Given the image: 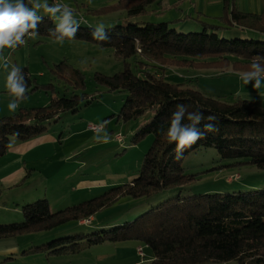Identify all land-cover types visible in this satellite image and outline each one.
I'll use <instances>...</instances> for the list:
<instances>
[{
    "label": "trees",
    "instance_id": "obj_1",
    "mask_svg": "<svg viewBox=\"0 0 264 264\" xmlns=\"http://www.w3.org/2000/svg\"><path fill=\"white\" fill-rule=\"evenodd\" d=\"M158 2L116 0L91 9L92 13L124 10L125 16L106 27L110 37L107 41L93 40L89 25H80L75 38L110 47L116 57L124 60L120 71L95 76L107 90L127 93L118 119L133 120L152 112L150 121L133 138L138 140L147 133L153 136L138 173L128 183L103 195L57 211H51L45 198L22 205L23 219L0 224V238L51 231L69 221L89 224L92 218L90 222L82 221L125 195L140 199L143 211L110 229L57 237L42 246L29 247L25 253L76 254L103 241L133 240L150 250L148 261L143 264H264V185L245 192L190 194L188 185L193 177L181 164L191 151L213 147L229 161L227 165L251 164L264 170V106L239 94L231 102L207 95L193 88L194 78L186 77L181 82L164 79L165 70L172 66L230 67L243 72L253 61L264 63V9L253 14L232 7L227 18L220 17L223 28L234 25L244 33L228 39L219 37L215 31L219 26L211 24L203 23L199 32H182L169 28L167 21L142 19L143 14L154 13L153 8L152 12L148 8ZM54 27L44 16L38 33L51 37L48 29ZM126 59H132L135 71ZM63 64L61 61L56 65L59 72L65 69ZM21 67L29 78V90L35 89L28 67ZM71 73L77 84L84 86L78 70L72 69ZM79 99L77 95L55 97L46 107L19 108L0 117V156L7 151L11 138L38 136L46 132L45 121L67 111L75 112ZM177 104L187 105L189 111L203 112L205 122L208 115H215L218 132L209 133L181 160L174 161L175 145L167 144L160 130L167 127ZM230 178H239V174ZM112 189L115 191L111 196Z\"/></svg>",
    "mask_w": 264,
    "mask_h": 264
},
{
    "label": "rangeland",
    "instance_id": "obj_2",
    "mask_svg": "<svg viewBox=\"0 0 264 264\" xmlns=\"http://www.w3.org/2000/svg\"><path fill=\"white\" fill-rule=\"evenodd\" d=\"M65 1L48 0V3L64 4ZM115 1L76 0L77 3L71 4V7L73 10L79 8L80 15L75 16L81 25L95 27L99 23H104L108 27L122 21L123 15L125 16L124 10L92 13L88 12V9H97ZM179 1H181L179 8L184 3L188 4L184 0H169V3ZM161 3L162 6L166 4L165 0H161L150 5L148 10L151 11L153 8L156 11ZM176 8L167 9L165 16L176 17L178 14ZM182 9L185 16L192 14L191 19H187L183 24L171 22L168 25L169 28L176 25L177 31L199 32L202 30V24L206 23L219 26L215 29L219 37L229 39L244 35L240 29L238 30V26L224 25L225 28H223V20L217 18L223 17V14H212L213 10L209 9L208 13L197 21L193 9L190 12L184 7ZM74 12L77 14L76 10ZM163 15L164 13L158 15L146 13L142 15V19L161 20ZM181 26L184 28H180ZM4 56L11 63L19 66L26 65L33 80L32 83L37 86L27 92L26 98L20 101L19 108L46 107L55 97L69 98L77 95L81 98L75 112L67 111L44 122L46 133L52 136L54 141L46 145L44 152L35 151L39 160L36 162L34 181L29 191L22 193L24 197L32 195V198L29 202L22 203L23 205L45 198L49 202L51 211H57L103 195L113 187L128 183L138 173L153 136L147 133L138 140L133 141V138L144 124L150 121L152 112H145L143 116L133 120L118 119L119 110L127 93L109 91L95 78L98 73L112 75L124 67V60L116 57L112 48L101 47L83 39H66L61 45L55 43L52 37L37 35L28 40L27 46L19 47L15 51L10 50L8 54L5 50ZM61 61L66 65L63 64L65 69L59 72L56 65ZM126 61L135 71L132 59H126ZM72 69L78 70L81 74L84 86L77 84L71 73ZM0 70V90H4L6 73L2 68ZM234 73L230 67L172 66L165 70L164 79L169 82H181L186 77L194 78L191 83L193 88L231 102L238 95L234 92L238 84L237 75ZM7 98L6 91H0V101L8 100ZM94 124L101 125V128L93 131L90 125ZM118 134L121 139L117 137ZM105 135L110 138L109 142L104 143L97 139ZM228 162L221 158L213 147L200 148L188 153L181 164L184 171L193 177L188 185L191 188L189 193L245 192L264 185L263 169H258L251 164L227 165ZM235 173L239 174V178L231 179L230 176ZM45 189L48 191L46 192ZM114 191L115 189H112L110 192L111 196ZM7 197L16 196L8 194ZM11 204L8 202V205ZM21 206L20 204V215L10 220L11 222L3 218L10 212L0 209V224L21 221L23 219ZM142 209L140 199L125 195L110 202L107 207L90 217L92 221L89 224L69 221L51 231L39 230L21 234L16 238H20V249L23 247L21 249L23 251L29 247L42 246L57 237L110 229L122 224L127 217L134 218L143 211ZM139 244L133 240L103 241L76 254H45L36 251L28 254L29 259L25 262L33 264H143L148 261L150 250L140 244L144 253V256H140L137 253ZM22 251L18 254H22ZM8 255L11 257L10 254Z\"/></svg>",
    "mask_w": 264,
    "mask_h": 264
},
{
    "label": "clouds",
    "instance_id": "obj_3",
    "mask_svg": "<svg viewBox=\"0 0 264 264\" xmlns=\"http://www.w3.org/2000/svg\"><path fill=\"white\" fill-rule=\"evenodd\" d=\"M41 12L43 14H41ZM47 16L54 24L48 33L55 43L63 44L66 39L76 38L80 21L77 20L74 10L66 4L52 3L48 0H0V68L6 73L5 91L8 95V110L15 112L20 101L26 98L29 90V78L23 68L11 63L4 56L5 49L15 51L17 48L27 46L28 40L35 38L38 25L43 17ZM91 37L95 41L110 39L104 23L95 27L89 25ZM244 85L252 84L253 89L259 91L264 86V63L253 61L248 70L237 74ZM185 118L187 123H185ZM217 117L208 115L207 122L203 112L189 111L188 106L177 104L168 119L167 127L161 128L160 135L169 145H175L173 160L179 161L183 154L209 133L218 132ZM101 142H109V137H97Z\"/></svg>",
    "mask_w": 264,
    "mask_h": 264
},
{
    "label": "crops",
    "instance_id": "obj_4",
    "mask_svg": "<svg viewBox=\"0 0 264 264\" xmlns=\"http://www.w3.org/2000/svg\"><path fill=\"white\" fill-rule=\"evenodd\" d=\"M184 1H187L188 4L184 3L182 7L189 10V12L193 9L195 11V19H197V21L205 13L207 14L209 9L213 10L212 14H223V18H227L232 7H236L238 10L250 12L253 14H258L264 9V0ZM165 2L166 4L164 6H162L161 3L160 6L156 9V11H154L156 15L164 13V15L161 17L162 19L157 21H167L169 22V24L171 22L183 24L187 21V19H191L192 14L185 16L182 7H178V5H181V1L173 2L172 4L169 3V0H165ZM73 3H77L76 0H66L64 2V4L68 5L69 7H71V4ZM173 7H178L176 8L178 10V14L176 15V17L169 18L165 16L167 9H172ZM75 10L77 11V14L75 15H80L79 8L77 7L74 9V11ZM89 10L91 9H88V12H90ZM175 26L176 25H174V28L176 29ZM180 28L184 27L181 26ZM187 28L191 27L187 26ZM239 29L240 28H238V30ZM5 50L7 51V54L10 51L8 49ZM6 56L8 57V55ZM232 72H235L234 75L240 73L239 71ZM236 79L238 80V84L237 86H235L234 92H236L243 98L254 99L259 105L264 106V86H262L259 91H256L255 89H253L251 83H249L248 85H244L243 82L239 79L238 75ZM234 85H236L235 82ZM0 91H5V89ZM7 104L8 100L0 101V117L13 113L8 110ZM52 141H54V138L46 132L25 140H20L13 137L11 138V143L7 148V151L2 156H0V209H3L6 212H10L3 217L5 218V220L10 221L16 219V216L20 215L19 205H23L24 202L26 203V201L29 202V200H31L32 195L24 197L22 193L29 191L32 182L34 181L33 176L36 173V162L39 160V158L35 155V151L44 152L46 145H48V143H51ZM45 191L47 192L48 190L45 189ZM8 194L15 195L16 197L8 198ZM8 202H11L12 204L8 205ZM20 247V238H0V264H33L32 262H25L27 259H29L30 255L28 254L31 253H25L24 250H21L23 249V247L21 249ZM21 251L22 254H18ZM8 254H10L11 257H8Z\"/></svg>",
    "mask_w": 264,
    "mask_h": 264
},
{
    "label": "built area",
    "instance_id": "obj_5",
    "mask_svg": "<svg viewBox=\"0 0 264 264\" xmlns=\"http://www.w3.org/2000/svg\"><path fill=\"white\" fill-rule=\"evenodd\" d=\"M90 128L93 130V131H97L101 128V125H90ZM120 137V134L117 135V137ZM121 139V137H120ZM91 218L89 219H86L84 221H82V223H86V222H90ZM137 253L140 255V256H144V253H143V248L142 246L138 245L137 246Z\"/></svg>",
    "mask_w": 264,
    "mask_h": 264
}]
</instances>
